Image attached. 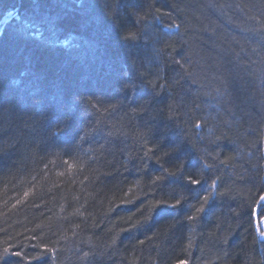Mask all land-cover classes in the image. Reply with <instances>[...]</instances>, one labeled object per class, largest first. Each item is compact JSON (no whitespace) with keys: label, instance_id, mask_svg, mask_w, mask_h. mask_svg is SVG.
<instances>
[{"label":"trees","instance_id":"1","mask_svg":"<svg viewBox=\"0 0 264 264\" xmlns=\"http://www.w3.org/2000/svg\"><path fill=\"white\" fill-rule=\"evenodd\" d=\"M9 14L0 264H264V0Z\"/></svg>","mask_w":264,"mask_h":264},{"label":"bare ground","instance_id":"2","mask_svg":"<svg viewBox=\"0 0 264 264\" xmlns=\"http://www.w3.org/2000/svg\"><path fill=\"white\" fill-rule=\"evenodd\" d=\"M11 18H12V14H9V15L3 17V20H1V22H0V31L2 30V27L4 26L5 22H6L7 20L11 19ZM4 19H7V20H4ZM3 21H4V22H3ZM263 220H264V218L261 220V222H264ZM261 222H260V223H261Z\"/></svg>","mask_w":264,"mask_h":264},{"label":"rangeland","instance_id":"3","mask_svg":"<svg viewBox=\"0 0 264 264\" xmlns=\"http://www.w3.org/2000/svg\"><path fill=\"white\" fill-rule=\"evenodd\" d=\"M235 28V27H234ZM262 220V219H261ZM261 220L260 221H258V224H259V227H260V229H261V232H262V236L264 237V226H262L261 225ZM264 223V222H263Z\"/></svg>","mask_w":264,"mask_h":264},{"label":"snow or ice","instance_id":"4","mask_svg":"<svg viewBox=\"0 0 264 264\" xmlns=\"http://www.w3.org/2000/svg\"><path fill=\"white\" fill-rule=\"evenodd\" d=\"M192 183H198V181H192ZM205 199H207V198H205ZM174 207V206H173ZM201 209H197V211H200ZM189 219H191V217H189ZM5 252H7V249H5ZM17 255H19L18 253H17ZM181 264H183V262H181Z\"/></svg>","mask_w":264,"mask_h":264},{"label":"water","instance_id":"5","mask_svg":"<svg viewBox=\"0 0 264 264\" xmlns=\"http://www.w3.org/2000/svg\"><path fill=\"white\" fill-rule=\"evenodd\" d=\"M4 20H7V19H4ZM3 22H4V21H3ZM263 221H264V220H263ZM261 225H262V226H264V223H263V222H261Z\"/></svg>","mask_w":264,"mask_h":264}]
</instances>
